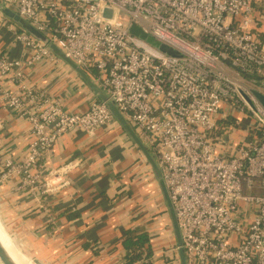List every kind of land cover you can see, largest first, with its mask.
<instances>
[{
	"label": "built area",
	"instance_id": "obj_1",
	"mask_svg": "<svg viewBox=\"0 0 264 264\" xmlns=\"http://www.w3.org/2000/svg\"><path fill=\"white\" fill-rule=\"evenodd\" d=\"M0 1L105 88L149 143L187 264H264V106L255 95L264 96V0ZM131 25L176 55L131 34ZM6 26L30 55L0 54V101L28 122L32 139L19 160H0V182L16 177L18 188L32 193L67 186L66 165L45 180L40 168L57 139L75 129L118 126L90 92L80 114L32 84L27 68L58 60ZM165 248L164 261L174 264L173 245Z\"/></svg>",
	"mask_w": 264,
	"mask_h": 264
},
{
	"label": "crops",
	"instance_id": "obj_2",
	"mask_svg": "<svg viewBox=\"0 0 264 264\" xmlns=\"http://www.w3.org/2000/svg\"><path fill=\"white\" fill-rule=\"evenodd\" d=\"M0 54L21 60L30 55L2 17ZM26 73L32 84L61 100L69 111L90 96L58 61L45 60ZM31 139L28 122L0 101V160H19ZM138 157L119 127L94 133L75 129L61 135L40 168L45 180L52 169L66 165L62 177L69 179L67 186L50 185L32 193L18 188L16 177L0 182V218L10 237L37 264H120L126 230L146 231L153 262L161 264V246L173 241L155 182Z\"/></svg>",
	"mask_w": 264,
	"mask_h": 264
},
{
	"label": "water",
	"instance_id": "obj_3",
	"mask_svg": "<svg viewBox=\"0 0 264 264\" xmlns=\"http://www.w3.org/2000/svg\"><path fill=\"white\" fill-rule=\"evenodd\" d=\"M104 15L110 17L111 11L109 9H105ZM0 17L5 19L7 22L11 23L17 29L25 32L33 39L40 42L42 45L46 46V48L52 53V55L61 64H63L89 90L92 99H95L99 102H105V105L109 110L111 116L115 120L117 126L126 136V138L128 139L129 143L132 145L134 150L138 153L139 158L142 160V162L146 166L148 172L150 173V175L152 176L155 182L163 206V211L165 213L166 220L168 223L170 235L173 241L172 245L174 246L173 248L175 254V264H187V256L185 253L184 246L182 245L181 231L177 223L174 206L169 197V193L163 179L162 170L159 165L158 158L156 154L150 149L149 143L142 140L139 137V135L137 134V132L129 122V119L122 114V112L117 107L115 101L109 98V94L105 90V88H103L101 85L96 83L95 79L91 75H89L83 68H81L78 63L73 61L64 51H62L55 42L50 41L48 37L45 36L41 31H39L32 24L30 20L21 16L15 8H13L11 5H9L4 1H0ZM129 32L133 35L139 36L142 39H145L148 43L157 46L161 51L165 53L176 55V52H174L166 45L157 41L151 35L145 33L137 25H131L129 27ZM255 95L257 96L261 104L264 106V96L258 92H255ZM87 109H88V104L87 102H85L82 106L78 107L77 109L71 112L82 114ZM2 224L4 226L3 222ZM4 229L8 234V236L10 237L5 226ZM20 252L23 253L21 250ZM24 255L26 254L24 253ZM160 257H161V264H163L164 259L162 258V253ZM33 262L37 264L35 261ZM0 264H18L14 260L12 255L8 252V250L5 248L1 240H0Z\"/></svg>",
	"mask_w": 264,
	"mask_h": 264
},
{
	"label": "trees",
	"instance_id": "obj_4",
	"mask_svg": "<svg viewBox=\"0 0 264 264\" xmlns=\"http://www.w3.org/2000/svg\"><path fill=\"white\" fill-rule=\"evenodd\" d=\"M122 247L125 254L120 264H154L153 250L146 231L138 232L134 229H127ZM162 258L164 259V254Z\"/></svg>",
	"mask_w": 264,
	"mask_h": 264
},
{
	"label": "bare ground",
	"instance_id": "obj_5",
	"mask_svg": "<svg viewBox=\"0 0 264 264\" xmlns=\"http://www.w3.org/2000/svg\"><path fill=\"white\" fill-rule=\"evenodd\" d=\"M0 240L18 264H35L28 256L20 252V249L17 246L16 241L11 239L6 233H4L1 228H0Z\"/></svg>",
	"mask_w": 264,
	"mask_h": 264
},
{
	"label": "rangeland",
	"instance_id": "obj_6",
	"mask_svg": "<svg viewBox=\"0 0 264 264\" xmlns=\"http://www.w3.org/2000/svg\"><path fill=\"white\" fill-rule=\"evenodd\" d=\"M138 159H140V158L138 157ZM14 240H15V239H14ZM161 245H162V244H161ZM169 246H170V245H167V247H169ZM151 247H152V246H151ZM173 247H174V246H173ZM167 249H168V248H167ZM167 249H166V248H165V249H164V248L162 249V246H161L160 251L163 252V251H166ZM152 250H153V248H152ZM160 251H159V253H160ZM162 252H161V253H162ZM153 255H154V250H153ZM155 264H156V263H155ZM174 264H175V263H174Z\"/></svg>",
	"mask_w": 264,
	"mask_h": 264
}]
</instances>
